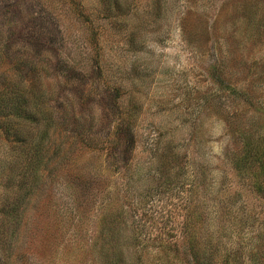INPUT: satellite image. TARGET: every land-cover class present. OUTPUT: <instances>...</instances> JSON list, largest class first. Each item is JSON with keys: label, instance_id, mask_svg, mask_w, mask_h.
Listing matches in <instances>:
<instances>
[{"label": "rangeland", "instance_id": "374dc122", "mask_svg": "<svg viewBox=\"0 0 264 264\" xmlns=\"http://www.w3.org/2000/svg\"><path fill=\"white\" fill-rule=\"evenodd\" d=\"M2 92L0 264H264V0H0Z\"/></svg>", "mask_w": 264, "mask_h": 264}, {"label": "trees", "instance_id": "16d2710c", "mask_svg": "<svg viewBox=\"0 0 264 264\" xmlns=\"http://www.w3.org/2000/svg\"><path fill=\"white\" fill-rule=\"evenodd\" d=\"M0 97L3 96V92L0 93ZM20 99H18L19 101ZM13 104H11L12 106ZM16 111L18 108L16 107ZM7 114H12L13 116L21 117L20 113H12V111L8 108L6 111ZM243 133V132H242ZM252 137L249 136V139ZM261 139H254V142H248L244 150L241 154H234V157L231 159V164L234 165V168L243 176L249 177L250 183L255 190V193L264 198V142L260 141ZM254 143V150L249 148V144ZM191 224V223H190ZM189 224V225H190ZM117 237V234H116ZM115 237V238H116ZM119 237V235H118ZM114 238V246L119 245L118 239ZM120 238V237H119ZM191 238H188L187 246L190 247V250L193 251V244L190 243ZM253 247V246H252ZM255 247V246H254ZM253 247V249H254ZM255 250V249H254ZM192 263L193 264H207L212 262V254H209V257L199 255L197 253H192ZM208 258V261L206 260ZM236 259V258H234ZM236 261V260H235Z\"/></svg>", "mask_w": 264, "mask_h": 264}]
</instances>
